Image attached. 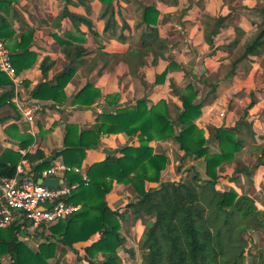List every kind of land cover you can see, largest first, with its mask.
Wrapping results in <instances>:
<instances>
[{
	"label": "crops",
	"instance_id": "obj_1",
	"mask_svg": "<svg viewBox=\"0 0 264 264\" xmlns=\"http://www.w3.org/2000/svg\"><path fill=\"white\" fill-rule=\"evenodd\" d=\"M204 2L0 0V34L12 55H18L15 60L24 93L47 105L45 111L39 114L36 125L31 127L23 121L15 107L8 103L13 96L10 83L6 84L8 77L0 74V160L17 167L23 160L28 161L27 155L42 151L50 159L61 154L55 162L77 163L88 173L94 164L103 162L109 156L122 157V149L139 146L138 135L131 136L126 132L102 134L94 145V134L86 131L92 130L104 116L115 115L121 109L134 108L137 100L147 99L148 106L152 107L163 99L169 100L168 97H172L163 90V84L156 82L166 69L163 68V63L168 62V54L163 53L158 46L164 43L172 47L171 53L174 54L176 63L194 60L199 63L209 47H218L228 34L231 35V31L224 30L225 28H221L215 35L210 34L204 20L209 13L219 17L217 8L220 5L219 0H207L208 7L201 14L200 5ZM150 6L156 8L157 14L149 13V26L148 23H142V17L144 8ZM66 12L68 15L63 16ZM72 17L87 20L89 24ZM112 19L111 24L116 27L107 30ZM149 27L157 30L156 37L150 38ZM167 30L174 32V36L171 37L173 34ZM29 33L33 35L31 38L21 39L22 35ZM209 37L213 41V47L207 41ZM152 40H155V52L150 51L147 55L145 52L136 53L141 52L145 42L148 44ZM46 58L49 59V69L44 74L41 65ZM69 67L74 68L73 76L61 90L44 89L38 93L39 97H35V90L41 83L57 87V77ZM170 75L172 78L173 74ZM86 87L85 93L78 97ZM258 104L262 105V102ZM210 118L204 111L196 124L205 126ZM237 121L239 120L232 119L229 122L234 126ZM152 145L155 152L164 150L169 157L171 150L168 147L172 149L171 141H154ZM216 146L213 143L210 147L216 150ZM170 162L171 160L169 165ZM198 162L191 164L204 165V159H199ZM232 164L224 165L227 168L222 166L219 175H223L226 169L234 171ZM168 167L162 175L169 171ZM263 176V167L251 173L249 178L253 180V190L260 188L259 181H263L260 179ZM227 182L230 190L234 189L240 196L243 195L242 192L247 193L248 185H240L238 181ZM148 186L150 188L151 184ZM136 196V189L132 185L115 182L106 200L113 210L124 211ZM118 221L120 233L127 240L125 248L119 251L122 264H141L139 244L145 229L151 226L153 220L137 219L134 214L127 213L119 217ZM37 233H34L35 238ZM100 236L96 234L89 242L74 246L77 253L68 249L61 264L65 261L68 264H90L84 261L88 258L85 247L99 241ZM128 250H134L136 257L129 256ZM2 259L3 264L10 262L9 256ZM103 259V255L99 254L96 261Z\"/></svg>",
	"mask_w": 264,
	"mask_h": 264
},
{
	"label": "trees",
	"instance_id": "obj_2",
	"mask_svg": "<svg viewBox=\"0 0 264 264\" xmlns=\"http://www.w3.org/2000/svg\"><path fill=\"white\" fill-rule=\"evenodd\" d=\"M256 10L264 19V7ZM149 13L157 14L156 8L153 6L144 8L142 23H148L150 26ZM66 15L67 12L63 16ZM72 18L89 24L87 20ZM228 19L229 15H220L216 21L215 32L212 34H217L226 26ZM112 22L113 19L109 22L107 30L116 27L111 24ZM149 30L150 38L157 36L154 27H149ZM32 36V33H29L22 35L21 39ZM0 38H2L1 34ZM207 41L210 46H214L210 37ZM154 43L155 40L148 44L145 42L141 52L136 53L145 52L147 55L150 51L155 52ZM237 44L238 41L233 42L234 46ZM158 47L163 52L166 48L164 43ZM83 51L88 53L86 50ZM263 51L264 29L245 45L244 53L233 63L230 75H234V69L238 64L255 59L263 54ZM26 53L32 54L29 51ZM16 56L18 55H13V63L19 73ZM48 62L49 59L46 58L41 65L44 74L49 69ZM142 65L145 64L142 62ZM173 66L176 67L175 64ZM69 68L57 77L59 81L57 87L53 88L49 83H41L35 90V97H39L38 93L44 89L61 90L73 76L74 68ZM167 75L168 70L157 78V84H163ZM9 83L8 78L6 84ZM171 85H173V93L180 101V105L175 106V115H172V108L166 99L149 107L147 99L143 98L137 100L134 108L121 109L115 115L100 118L92 130L86 131L94 134V145L102 134L121 132L131 136L138 135L140 145L122 149V157L109 156L103 162L94 164L88 170L90 182L87 186L82 181L81 175H67V182L80 184L67 202L82 205V209L70 218L50 227L48 229L50 233L45 228L37 231L36 238L40 241L36 249L25 243L23 239L25 231L20 227L14 225L6 230L10 236L0 237V264H3L1 258L4 256H9L8 264H50L51 260L61 264L68 249L77 253L74 246L89 242L96 234L101 235L100 240L85 247L87 259L91 264H122L119 251L125 248L127 240L120 233L118 218L127 213L134 214L137 219L153 220L151 226L145 229L139 244L141 264L245 263L247 258L245 252H250L248 230L252 228L259 232L264 231V209H259L255 200L249 195L240 196L233 189L229 191L220 189L218 167L225 162L235 160L239 152L244 149L246 144V140L242 137L244 132L250 138H255L253 126L241 118L234 126L215 129L210 134V140L217 144L219 151L211 153L206 146L207 138L196 124L202 116L204 102H195L197 96L189 92L193 89L192 86L184 90L176 87L173 80ZM86 89L87 87L78 94V97H81ZM253 107L254 102L247 110ZM162 140L163 142L173 140L178 145L182 153L180 155L182 160L177 165L179 172L185 161L202 158L206 166L204 176L192 166L189 174L186 172V176L181 177L179 181L163 182L162 174L170 161L168 153L164 150L155 152L152 145L154 141ZM253 149L258 155L254 168L264 167V144L255 145ZM60 155L51 159L46 158L42 151L27 155L31 164V175L35 179L40 178L42 172L50 168ZM67 165L79 166L68 161ZM16 168L15 165H8L0 160V177H14ZM238 174L250 177L247 166H243ZM227 181L237 182L234 177L227 178ZM115 182L130 184L137 192L136 199L129 203L124 211L113 210L106 200ZM153 183L157 186L149 188L148 184ZM127 253L132 258L136 257L134 250H128ZM99 254H102L104 259L96 261ZM257 264H264L262 253Z\"/></svg>",
	"mask_w": 264,
	"mask_h": 264
},
{
	"label": "rangeland",
	"instance_id": "obj_3",
	"mask_svg": "<svg viewBox=\"0 0 264 264\" xmlns=\"http://www.w3.org/2000/svg\"><path fill=\"white\" fill-rule=\"evenodd\" d=\"M204 1L206 4L204 5L203 3V5H200L201 14H203L205 8L208 7L207 0ZM219 5L220 6L217 8L219 16L229 15L226 26L223 28L227 31L230 30L231 35L229 36L228 34L225 38L226 40L223 43L220 42L218 47L216 46V48L213 49L209 47L204 53V58L198 61L199 63L195 60L193 62L176 63L174 54L171 53L173 48L165 45L166 48L163 53L168 54V62L163 63V68H166L165 71L168 70V75L163 83V90H166L167 93L172 96L168 97L169 100L167 101H169L170 107L172 108V115H175V106L180 104V101L173 93L171 80L175 82L176 87L184 90H187L189 86L193 87L189 92L197 96L195 102H204L202 115L205 111V115L211 117L205 126L201 124L197 125L200 132L207 138L208 142L206 146L211 153L219 151L217 146L216 150L210 147L214 143L210 140V134L213 133L215 129L231 126L229 121L232 119L239 120L244 118L245 121L252 124L255 138H250L245 132L242 134V137L246 140L244 146L245 150L243 149L239 152L235 160L225 162L218 167V176L220 178L218 186L223 191H229L230 188L228 187L227 178L234 177L240 185H248L246 194L252 196L259 209H264V176L260 178L263 180L259 181L261 184L259 186L260 188L253 190V180L248 176H239L238 174V171L241 170L243 166H247L248 171L250 172L251 170L252 174L258 169L253 167L258 160V155L253 147L255 145L259 146L264 144V51L263 54L257 56L255 59L246 60L238 64L234 69V75H230L233 70V63L244 53L245 45L252 41L260 30L264 29V19L260 17L256 10L264 7V0H219ZM209 15H207L204 22L208 24L211 34L215 32L218 17L212 16L210 13ZM167 31L173 34L171 37L174 36V32L171 33V30ZM234 41H238L236 46L233 45ZM139 43L140 42H138V44ZM219 55L220 57H218ZM215 57L218 58L215 59ZM174 64L176 67L173 66ZM171 68L172 70H170ZM193 71L195 72L193 73ZM169 73L173 74L172 78ZM145 81H147V78H145ZM146 85L148 86L147 83ZM253 102L254 107L247 110ZM261 102L262 105H259L258 103ZM222 112H225V118H220L219 115ZM170 141L172 142V149L170 147H168V149L169 151L171 150L169 155L171 162L167 169L169 171L162 176L161 180L163 182L179 181L181 177L186 176V172L189 174V169L192 166H195V164L191 163L195 161L198 162V160L193 159L185 161L182 170L179 172L177 170V165H179L180 160H182L180 156L182 153L178 145L174 143L173 140ZM229 163H233L232 166L234 167V171L226 169L223 175H219V169ZM224 167L227 168V166ZM195 168L198 173L204 176V171L206 169L205 165L195 166ZM152 187H155V184H151L150 188ZM242 194H245V192H242ZM32 235V233L24 232L23 238L28 246L36 249L35 241L39 242L40 239L35 237L32 238ZM1 236L8 237L10 233L3 230L0 231V237ZM247 240L249 242L248 248L250 252H245L247 258L244 264H257L261 253L264 258V231L259 232L252 228L249 229ZM2 260L1 258V261ZM84 261L91 264V261L86 258ZM54 262V260H51L50 264H54ZM64 264H68V261H65Z\"/></svg>",
	"mask_w": 264,
	"mask_h": 264
},
{
	"label": "built area",
	"instance_id": "obj_4",
	"mask_svg": "<svg viewBox=\"0 0 264 264\" xmlns=\"http://www.w3.org/2000/svg\"><path fill=\"white\" fill-rule=\"evenodd\" d=\"M0 73L10 80L13 96L8 103L15 107L23 121L34 127L39 114L45 111L47 105L24 93L23 83L13 63V55L2 38H0ZM219 116L225 118L226 114L222 112ZM31 171V164L23 160L17 166L14 177H0V231L8 230L15 225L25 232L33 233L34 237V233L42 228L49 231L50 227L70 218L82 209V205L67 202L80 184H70L66 181V176L79 174L87 186L90 179L83 167L54 162L38 179L31 175ZM40 179L43 181L58 179L63 183L56 188H50L39 184ZM35 245L38 247L39 243L36 241Z\"/></svg>",
	"mask_w": 264,
	"mask_h": 264
},
{
	"label": "water",
	"instance_id": "obj_5",
	"mask_svg": "<svg viewBox=\"0 0 264 264\" xmlns=\"http://www.w3.org/2000/svg\"><path fill=\"white\" fill-rule=\"evenodd\" d=\"M39 184H44L46 187H50V188H56L58 187L59 184H62L63 181L62 180H58V179H47V180H42L40 179L38 181Z\"/></svg>",
	"mask_w": 264,
	"mask_h": 264
}]
</instances>
